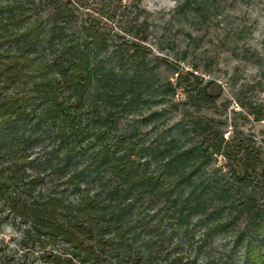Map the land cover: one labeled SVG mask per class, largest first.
Returning <instances> with one entry per match:
<instances>
[{
    "label": "trees",
    "instance_id": "obj_1",
    "mask_svg": "<svg viewBox=\"0 0 264 264\" xmlns=\"http://www.w3.org/2000/svg\"><path fill=\"white\" fill-rule=\"evenodd\" d=\"M78 8L75 0H0V207L23 228L19 250L39 245L32 250L39 264H159L161 255L167 264H198L197 251L229 226L216 221L195 245L187 240L195 217L220 214L209 212L215 200L207 189L216 185L203 186L202 171L221 154L237 163L236 187L264 189L262 152L250 141H225L215 120L203 117L193 119L200 139L188 147L177 138L145 143L138 132L117 134L120 118L141 114L158 81L142 45L146 22L138 25L137 16L118 35L96 18L80 21ZM206 10L198 0H181L176 14L183 22L197 14L205 20ZM200 78L177 74L166 88H197ZM215 84L196 89L195 98L211 101ZM250 108L264 121V103ZM229 192L220 188L219 196ZM155 200L163 205L155 208ZM237 203L229 221L245 215L256 226L237 236L236 243L246 240L244 264H264V239L255 238L264 235V203L253 192ZM174 236L193 249L187 263L164 251ZM0 264L27 263L3 255Z\"/></svg>",
    "mask_w": 264,
    "mask_h": 264
},
{
    "label": "rangeland",
    "instance_id": "obj_2",
    "mask_svg": "<svg viewBox=\"0 0 264 264\" xmlns=\"http://www.w3.org/2000/svg\"><path fill=\"white\" fill-rule=\"evenodd\" d=\"M75 1L79 7L78 19L96 18L102 21V29L106 32L122 35L129 21L137 16L138 25L146 22V41L142 45L158 81L154 84L152 96L140 109L141 114L120 118L117 134L138 132L136 138L145 143H162L177 138L180 144L188 147L200 139L193 131V119L211 118L219 126L225 141L232 144L238 140L250 141L264 157V121L256 120L250 112V104L264 103V0H198L204 8L208 7L204 11L207 17L204 20L197 14L184 22L176 14L181 0ZM110 8L115 10L111 17L106 15ZM176 72L179 75L194 72L201 77V86L191 88L185 82L175 93H170L166 88L167 82L175 83ZM211 80L216 83L209 89L213 95L211 101L196 99L199 87ZM149 115L152 119L143 122ZM35 152L38 153V149ZM236 164L221 154L214 155L201 173L199 181L203 186L216 185L214 189H207L215 200L209 212L216 209L220 214L218 219L206 215L195 217L192 220L195 226H190L193 236L187 240L193 244L199 241L216 221H227L229 226L213 242L197 251L198 264H244L246 261V240L236 243L237 236L247 227L252 230L256 226L248 224L249 219L245 215L235 223L229 220L239 210L237 199L240 196L253 192L261 204L264 203V189L253 183L236 187L231 170L236 168ZM51 187L52 184H48L44 192L50 191ZM220 188L229 189L228 196L220 197ZM58 191L63 192V187L60 186ZM66 194L73 197L70 190ZM232 203H237V208ZM162 205V200H155V208ZM22 229L14 227L7 211L0 207V256L9 255L21 259L22 263L35 261L39 264V259L33 260L37 256L32 251L37 252L39 245L34 247L30 244L28 250H19ZM255 238L261 241L264 235L257 234ZM184 242V238L180 241L176 236L171 242L165 241L164 251L171 252L169 260L173 262L177 255H183V262L187 263L190 254L189 259H193V249L187 241ZM134 245L140 248L141 240ZM123 251L120 249L118 253ZM25 254L27 256L24 257ZM222 254L229 255L230 260L227 261ZM160 257L159 264L168 263L163 255Z\"/></svg>",
    "mask_w": 264,
    "mask_h": 264
}]
</instances>
